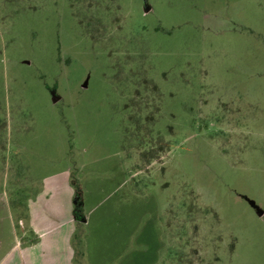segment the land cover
Here are the masks:
<instances>
[{
  "label": "rangeland",
  "instance_id": "1",
  "mask_svg": "<svg viewBox=\"0 0 264 264\" xmlns=\"http://www.w3.org/2000/svg\"><path fill=\"white\" fill-rule=\"evenodd\" d=\"M44 212L71 264H264V0H0V264L68 259Z\"/></svg>",
  "mask_w": 264,
  "mask_h": 264
},
{
  "label": "crops",
  "instance_id": "2",
  "mask_svg": "<svg viewBox=\"0 0 264 264\" xmlns=\"http://www.w3.org/2000/svg\"><path fill=\"white\" fill-rule=\"evenodd\" d=\"M57 178L58 177H56V176L53 177L54 180ZM58 180H62L64 183L62 185H60V184L52 185L47 178L44 181V189H45V192L47 193L48 196L45 199L46 202H45V204H44L45 206L43 208L46 209L47 212L49 210V204L52 203L53 199H55V197L57 198L58 195H60L64 191H66V193L64 192L65 194L64 195L61 194V196H63L66 200V203L69 204L70 197H71L70 196L71 195V189L67 186V183L64 179L58 178ZM47 212L42 213V214H46V215H40L39 216L38 214H36L33 217V220H35L36 223L42 227V230L47 229L44 225H42V222L47 221L50 224L48 227H50V226L53 227L55 230H57V233L63 232L62 233L63 238L67 241L65 243V246H66L65 250L68 253V259H64L63 261H59V264H71L72 252H71V248L69 245V240H68L67 234L64 231L62 224H58L56 221H53L54 216H52V218H50V216L48 217ZM68 213H69V210H68ZM37 216H38V219L36 220ZM41 218H43V219H41ZM63 222H65V220ZM51 235H49V236L46 235L45 238L40 241L39 245H37L33 248L25 249V251H28V252H25L22 250L21 251V257L23 259H25V261H26V259L30 260V259H34L35 257H38L37 254L34 257V254L36 252L31 251V252H33V253H31V252H29L30 249H34V250L37 249V247L44 244L45 241L47 239H49L48 237L51 238ZM149 236L151 237L152 241L148 238ZM153 238H154V236H152L151 234H148L145 238H143V240L146 239V244L143 243L145 248L141 251V253L144 255V258L141 261H139L137 259V249L134 248L133 250L126 251L123 254L122 260L118 264H152L154 262V259H155V248H154L155 246L152 248V244L154 242ZM101 240H103V244H104V246H101V247H108L109 248L110 246H112V247H114L115 251L106 250V249L96 250L95 252H93L91 255L88 256V258H90V260H91L90 262L93 264H109L110 260L114 257V254L118 255L121 252H123L124 248L129 246V242H130V238L128 236L122 235V234H117L116 230H115L114 234H108V237L103 238ZM148 241L151 244L150 249H148ZM52 244H54L53 241H52ZM115 252H117V253H115ZM118 252H120V253H118ZM38 254L42 255V253H40V252H38ZM102 256H105L104 261H101ZM60 259H61V257H60Z\"/></svg>",
  "mask_w": 264,
  "mask_h": 264
},
{
  "label": "water",
  "instance_id": "3",
  "mask_svg": "<svg viewBox=\"0 0 264 264\" xmlns=\"http://www.w3.org/2000/svg\"><path fill=\"white\" fill-rule=\"evenodd\" d=\"M52 95H53V92H52ZM53 100H55V99H53ZM258 214H261V211H258Z\"/></svg>",
  "mask_w": 264,
  "mask_h": 264
},
{
  "label": "trees",
  "instance_id": "4",
  "mask_svg": "<svg viewBox=\"0 0 264 264\" xmlns=\"http://www.w3.org/2000/svg\"><path fill=\"white\" fill-rule=\"evenodd\" d=\"M80 257V256H79Z\"/></svg>",
  "mask_w": 264,
  "mask_h": 264
}]
</instances>
